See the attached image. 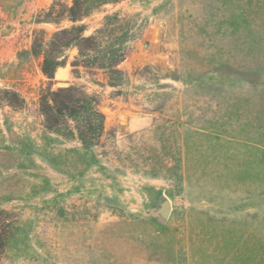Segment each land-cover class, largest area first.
I'll list each match as a JSON object with an SVG mask.
<instances>
[{"label": "rangeland", "instance_id": "obj_1", "mask_svg": "<svg viewBox=\"0 0 264 264\" xmlns=\"http://www.w3.org/2000/svg\"><path fill=\"white\" fill-rule=\"evenodd\" d=\"M53 1L0 0V264H264V0L99 5L75 24L127 35L118 88L74 75L77 48L42 72L36 33L73 25L37 21ZM69 84L99 101L103 146L44 127L43 94Z\"/></svg>", "mask_w": 264, "mask_h": 264}, {"label": "trees", "instance_id": "obj_2", "mask_svg": "<svg viewBox=\"0 0 264 264\" xmlns=\"http://www.w3.org/2000/svg\"><path fill=\"white\" fill-rule=\"evenodd\" d=\"M111 1L116 0H71V3L54 0L42 17H38V22L56 21L61 17L73 22L70 27L55 31L46 46L40 34L36 33L34 37L30 51L33 55L42 56L41 70L51 82L58 68L68 62L69 57L65 52L77 48V54L71 61L74 75L79 74L81 68L91 74L102 70L106 75L107 85L113 88L121 86L126 76L120 64L127 56V35H119L116 28L107 22L89 34L86 33L85 24H75L99 5ZM5 92L10 95L8 104L22 106V101L20 102L15 91L6 89ZM116 92L119 93L120 89ZM40 112L43 125L50 132L67 138H77L87 149L103 146L105 143L108 132L104 113L100 110L96 97L90 95L83 87L76 84L59 86L56 89L50 87L42 96ZM10 215L8 211L0 210V249L5 244V223L9 221Z\"/></svg>", "mask_w": 264, "mask_h": 264}, {"label": "water", "instance_id": "obj_3", "mask_svg": "<svg viewBox=\"0 0 264 264\" xmlns=\"http://www.w3.org/2000/svg\"><path fill=\"white\" fill-rule=\"evenodd\" d=\"M170 210H171V204H170V202L169 201H166L165 203H163V205H162V211L168 213V212H170Z\"/></svg>", "mask_w": 264, "mask_h": 264}, {"label": "bare ground", "instance_id": "obj_4", "mask_svg": "<svg viewBox=\"0 0 264 264\" xmlns=\"http://www.w3.org/2000/svg\"><path fill=\"white\" fill-rule=\"evenodd\" d=\"M56 74H58L60 77H64L66 74L65 72L63 71V68H58Z\"/></svg>", "mask_w": 264, "mask_h": 264}]
</instances>
